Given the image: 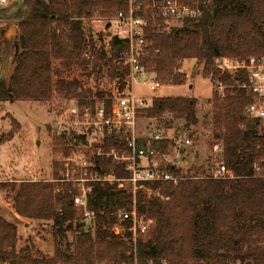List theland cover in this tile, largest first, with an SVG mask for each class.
Listing matches in <instances>:
<instances>
[{
  "label": "trees",
  "instance_id": "trees-1",
  "mask_svg": "<svg viewBox=\"0 0 264 264\" xmlns=\"http://www.w3.org/2000/svg\"><path fill=\"white\" fill-rule=\"evenodd\" d=\"M207 1L197 18L185 19L168 31L148 30L150 46L141 65L162 85H182L187 76L181 64L196 59L204 64V72L215 86H224V109L215 114L221 129L215 137L223 147L222 160L235 177L182 173L170 164L165 169L178 174V182L149 183L155 194L140 190L135 199L126 190L97 184L89 201L94 212L90 229L73 206L72 185L22 181L16 188L12 184L17 215L52 221L54 254L35 257L29 247L18 250L17 225L0 215V262L264 264V176L254 174L256 163L264 171V125L259 130L245 118L244 110L252 101L241 86L246 74L216 67L221 57L264 60V0ZM125 5L123 0H13L0 5V24L14 27L7 37L0 25V103L44 102L60 96L94 107L93 95L102 97L103 92H93L69 73L81 66L95 82L106 76L123 83L129 74L121 58L127 45L114 39L109 54L97 48L83 18L99 9L102 14H112ZM219 98L214 90L213 101L218 104ZM165 113L192 124L198 121L196 100L184 96L154 97L152 105L138 111V116L163 119ZM13 135L10 132L11 139ZM86 142V133L66 129L54 150L67 155ZM112 143L110 138L108 144ZM169 143L162 140L153 146L165 154ZM99 163L103 173L129 176V171L110 160ZM54 168V176L60 178L61 163H54ZM134 204L153 221L147 234L136 241L128 221L119 217L120 211L130 210Z\"/></svg>",
  "mask_w": 264,
  "mask_h": 264
},
{
  "label": "built area",
  "instance_id": "built-area-1",
  "mask_svg": "<svg viewBox=\"0 0 264 264\" xmlns=\"http://www.w3.org/2000/svg\"><path fill=\"white\" fill-rule=\"evenodd\" d=\"M13 0H0L5 5ZM125 8L118 9L109 16L99 15L92 18L90 25L92 41L97 48L104 49L108 54L111 51L113 40H119L127 45L122 53L123 64L128 67L129 74L124 82L116 79V89L108 97V103L81 105L77 100L63 108L60 121L64 126L83 125L85 131H76L87 134V142L71 149L69 154L61 153L57 161L61 163L60 178L48 180L57 184H70L75 193L72 197L73 206L81 213L87 223L94 219V212L89 208L91 192L97 184H109L117 189L126 190L136 198L138 191H144L149 196L155 194L154 187L149 183L173 182L177 183L180 176L167 171L166 165L158 157L164 156L153 144L162 140H169V146L175 154L188 143L189 138L183 141L167 136L161 131L151 137H140L137 134L138 111L149 107L143 97L134 92V83L142 75H149L141 65L149 49L150 41L147 32L150 29L168 31L177 22L185 19L197 18L207 6V0H123ZM96 26V28H95ZM99 26V27H97ZM89 57V54H87ZM216 67L222 72L243 71L246 80L241 84L251 95L252 101L246 106L244 115L247 121L264 125V60L260 58L236 59L221 57L216 60ZM147 83V78L143 80ZM162 84L155 77L150 84L156 90ZM152 105V104H151ZM165 113L163 117L168 116ZM75 130V129H73ZM88 131V133H87ZM92 134V137H89ZM110 138L113 143L108 144ZM223 147L215 145L216 168L214 178L235 177L222 160ZM162 155V156H161ZM99 160H110L111 163L129 171V176L120 177L114 173H103ZM1 173V171H0ZM254 174L264 176L259 164H254ZM1 181V180H0ZM121 220L128 221L129 231L133 241L143 237L151 228L153 221L140 214L136 204L130 210L119 212ZM119 227H115L118 230ZM0 264H9L0 262ZM137 264V263H135Z\"/></svg>",
  "mask_w": 264,
  "mask_h": 264
},
{
  "label": "rangeland",
  "instance_id": "rangeland-1",
  "mask_svg": "<svg viewBox=\"0 0 264 264\" xmlns=\"http://www.w3.org/2000/svg\"><path fill=\"white\" fill-rule=\"evenodd\" d=\"M109 16L111 14H102ZM92 14L83 18L87 25H91L92 18L98 17ZM177 22V25H181ZM4 26L7 37L14 31V27ZM99 27V26H97ZM96 28V26H95ZM92 36L93 32L91 31ZM91 36V37H92ZM181 70L189 74L183 85H161L156 90L150 88L155 81L154 74L142 75L134 83V92L138 97H143L147 105L151 106L154 97L160 96H187L196 100L197 123H189L185 119H177L169 114L163 119L139 116L137 119V134L140 137H151L161 131L167 136L180 140L189 138L186 144L175 154L171 147L167 149L164 156L158 157L163 165L173 164L182 173L190 172L195 175L213 173L216 165L215 145L220 140L215 137L219 131L216 122V113H222L224 105L221 98L224 96V86L216 85L209 75L204 72V64L196 59H187L181 64ZM70 78H78L86 88L92 91H102L104 96H94L95 104L105 102L111 97V92L116 89L115 80L101 76L95 82L92 77H87L81 66H75L69 73ZM147 78V83L143 80ZM193 85L194 87H191ZM214 90H217L220 98L217 104L213 101ZM71 101L55 96L50 101H16L0 103V215L17 225L18 240L17 249L29 247L35 257H51L54 254V238L52 234V221L34 220L25 217L15 218L14 197L16 192L12 190V184L17 185L22 181H48L55 179L54 163L60 152L54 150L58 146L64 130L82 131L86 130L83 125L73 127L61 124L62 110ZM168 123L169 126H166ZM261 130V127L258 126ZM10 132L14 133L12 139ZM88 133V131H87ZM92 137V134H89ZM51 182V181H49ZM55 183V182H53ZM27 223V224H25ZM87 223V222H86ZM93 227V223H87L86 229ZM119 230V228H118ZM72 234H69L71 239Z\"/></svg>",
  "mask_w": 264,
  "mask_h": 264
},
{
  "label": "crops",
  "instance_id": "crops-1",
  "mask_svg": "<svg viewBox=\"0 0 264 264\" xmlns=\"http://www.w3.org/2000/svg\"><path fill=\"white\" fill-rule=\"evenodd\" d=\"M182 71V70H181ZM182 72H184L185 74H186V76L187 77H189V74L188 73H186L184 70L182 71ZM155 76V75H154ZM183 85V84H182ZM174 86H178V85H174ZM191 87H194L193 85H191ZM184 97H187V96H184ZM13 215L15 216V218H21V217H19L17 214H16V212L14 211L13 212ZM25 224H27V223H25ZM18 232H19V228H18Z\"/></svg>",
  "mask_w": 264,
  "mask_h": 264
}]
</instances>
